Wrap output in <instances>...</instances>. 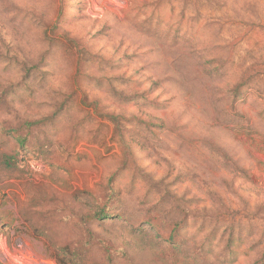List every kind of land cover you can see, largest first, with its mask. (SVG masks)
Listing matches in <instances>:
<instances>
[{"label": "rangeland", "instance_id": "rangeland-1", "mask_svg": "<svg viewBox=\"0 0 264 264\" xmlns=\"http://www.w3.org/2000/svg\"><path fill=\"white\" fill-rule=\"evenodd\" d=\"M249 78L264 94V0H0V154L21 171L0 170V264H58L57 234L38 224L58 210L68 240L96 245L94 264H126L119 235L138 228L133 264H166L170 229L147 222L164 217L158 194L188 213L180 262L202 263L206 220L205 264H264L263 95L226 96ZM110 186V211L140 217L89 236L91 196ZM31 199L37 232L21 215Z\"/></svg>", "mask_w": 264, "mask_h": 264}, {"label": "trees", "instance_id": "trees-1", "mask_svg": "<svg viewBox=\"0 0 264 264\" xmlns=\"http://www.w3.org/2000/svg\"><path fill=\"white\" fill-rule=\"evenodd\" d=\"M215 74V72L213 73ZM209 75V74H208ZM252 81L249 79H244V81H241L239 84H236L231 89H228L226 91V96L232 100L238 99L240 96V92H243L242 87L250 86V88L247 90V92H251L250 90H256L261 93L263 84L260 86H252ZM263 92V91H262ZM262 94V93H261ZM262 100L264 101V94ZM223 96H221L220 93L215 94L214 98L216 100L221 99ZM246 95L243 96V102H246ZM215 111H217V102L215 105ZM152 120V119H151ZM7 133V132H6ZM12 133L15 135L12 138L15 140V142L22 146L24 144V141L26 140V136H22L19 134V132L14 129ZM4 138L7 139V136L5 134ZM0 170L8 175V177H14L18 173H20L18 161L14 159V155L9 153H1L0 154ZM156 186L159 183H154ZM169 193L168 191H166ZM166 193V194H167ZM116 192H114V188L112 186L105 188L103 196L102 197H93V203L92 206L89 209L88 214H86L83 218V222L87 223L89 226H86V233L89 236H92V231L90 229V226L94 223H97L100 226H103L105 228H111V226L116 225L120 222V226L123 229L129 228L130 225L134 223L136 219H138L140 216L138 213H136L133 216H129L126 212V210L122 209L120 213H113L108 208V205L112 199H114V195ZM165 194V193H164ZM175 196V195H174ZM174 196H170L169 194L167 197H164V195L161 196V194H158V197H160L156 201V205L154 206V202L150 203L152 209L157 211L159 214H162L164 217L156 216L152 217L147 220V222L150 225V230H154L157 227L160 228L161 231L165 232L166 228L169 230L168 237L166 239H160L158 244L160 246V249H163L165 253L169 254V257L167 258H160L162 260H168L166 264H205L207 259L209 258V254L203 250L205 245L212 244L214 239L216 238V230L217 226L213 225L214 222H207L206 220H201L199 224H197L198 228H203L204 225L207 223V230L203 233L201 244L198 249L194 252V259L195 260H201L202 263L192 260L191 263L189 262H180L177 260L179 256L185 255L187 257V250L186 248V239L183 236L179 235V231L181 229L180 226L185 225L184 221H186L187 216L186 210L183 207H180L179 201L175 199ZM31 201L36 204V207H29L28 211L26 208H24L21 211V215L24 217L25 222L27 224H30L36 229H34L37 232V199H31ZM118 203H121L120 200H118ZM182 203V202H181ZM122 204V203H121ZM156 208V209H155ZM207 207H204V209ZM212 207H209V209ZM205 209V210H209ZM57 215L55 216V220H51L49 217H47L48 213H44L42 216V219L40 222H38L41 226H47L49 232H53L57 234L56 244H52L54 248V255L55 260L58 264H94L93 258H92V249L96 247V245L91 241L89 243V247H85L81 244V242H76L75 238L68 240L67 235L62 231L61 226L64 225V219H62L60 215V211H55ZM53 219V218H52ZM54 224L55 228H52L51 226ZM209 224V226H208ZM210 227V228H209ZM212 227V228H211ZM157 231V230H156ZM139 234L136 235L135 233H131L133 235L134 240L132 242L127 241L128 239H125L124 237H121L119 235V249H120V262L126 264H133L131 255L133 256L134 251H136V239L141 238V235L145 234V231L142 230V228H138ZM158 232V231H157ZM157 234V233H156ZM226 235V233H225ZM223 235V236H225ZM236 234L234 233V230L231 229L227 235V239H232ZM221 236V237H223ZM161 237L159 234L156 235V238ZM195 238V237H193ZM92 239V238H91ZM61 241V242H60ZM58 243L62 244L61 246L58 245ZM148 246V244H147ZM148 247H145L142 245V251L146 252ZM108 251V250H107ZM137 253V252H136ZM108 260V257H107ZM113 261H107L102 262L100 264H113ZM165 264L164 262H162Z\"/></svg>", "mask_w": 264, "mask_h": 264}]
</instances>
